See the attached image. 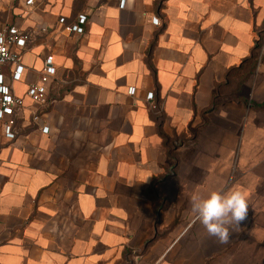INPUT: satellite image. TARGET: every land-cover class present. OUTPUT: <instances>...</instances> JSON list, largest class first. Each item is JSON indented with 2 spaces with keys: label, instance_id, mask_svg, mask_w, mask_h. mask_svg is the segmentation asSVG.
<instances>
[{
  "label": "crops",
  "instance_id": "1",
  "mask_svg": "<svg viewBox=\"0 0 264 264\" xmlns=\"http://www.w3.org/2000/svg\"><path fill=\"white\" fill-rule=\"evenodd\" d=\"M25 1L0 0L29 35L22 79L5 69L24 109L14 139L0 121V264H264V0ZM81 14L83 34L59 21ZM233 190L222 244L191 197Z\"/></svg>",
  "mask_w": 264,
  "mask_h": 264
},
{
  "label": "built area",
  "instance_id": "2",
  "mask_svg": "<svg viewBox=\"0 0 264 264\" xmlns=\"http://www.w3.org/2000/svg\"><path fill=\"white\" fill-rule=\"evenodd\" d=\"M17 1V0H14ZM37 0H26L28 6H33ZM125 0L121 1L124 7ZM88 17L84 14L78 16L76 23H67L65 18H61L60 23L64 24L68 32L83 34ZM158 22V19H155ZM42 33L47 34L48 28H42ZM29 35L22 28L16 25L5 24L0 28V121H3V130L5 135L14 139L16 137L15 126L17 118L24 109L22 98L17 97L8 83L6 68L11 71L10 78L15 81L22 79L25 67L21 60V50L27 47ZM57 75L54 56L49 54L45 57L43 68L39 73V79L30 84L27 89V95L38 105L49 103L48 92L49 85ZM130 94H135V88H130ZM147 99H153V93L147 95ZM35 122L39 121L38 114L33 116ZM49 127L43 126L41 131L49 133Z\"/></svg>",
  "mask_w": 264,
  "mask_h": 264
},
{
  "label": "clouds",
  "instance_id": "3",
  "mask_svg": "<svg viewBox=\"0 0 264 264\" xmlns=\"http://www.w3.org/2000/svg\"><path fill=\"white\" fill-rule=\"evenodd\" d=\"M248 202L239 190L220 193L213 191L206 197L194 194L191 197V211L210 237L219 243H227L230 238V227L247 218Z\"/></svg>",
  "mask_w": 264,
  "mask_h": 264
},
{
  "label": "trees",
  "instance_id": "4",
  "mask_svg": "<svg viewBox=\"0 0 264 264\" xmlns=\"http://www.w3.org/2000/svg\"><path fill=\"white\" fill-rule=\"evenodd\" d=\"M254 107L258 108V109H264V103L263 104H254Z\"/></svg>",
  "mask_w": 264,
  "mask_h": 264
}]
</instances>
